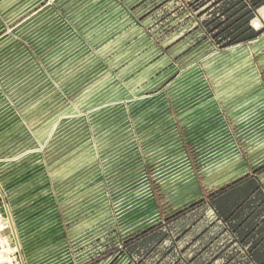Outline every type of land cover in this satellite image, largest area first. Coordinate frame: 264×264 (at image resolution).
I'll use <instances>...</instances> for the list:
<instances>
[{
    "label": "rangeland",
    "instance_id": "rangeland-1",
    "mask_svg": "<svg viewBox=\"0 0 264 264\" xmlns=\"http://www.w3.org/2000/svg\"><path fill=\"white\" fill-rule=\"evenodd\" d=\"M115 1L140 19L145 49L124 43L113 25L99 27ZM178 6L0 0V114L7 103L19 116L0 135V264L117 259L127 254L101 260L129 231L162 222L156 193L172 214L203 197L195 193L201 183L225 184L264 162L257 113L245 103L231 108L221 95L226 72L232 87L241 82L233 74L246 73L241 47L198 48L206 38ZM85 26L98 41L84 37ZM189 32L190 44L173 48ZM234 151L237 175L225 159ZM196 217L177 221L162 246L173 247V235ZM212 218L206 211L172 254L148 264H187L180 248Z\"/></svg>",
    "mask_w": 264,
    "mask_h": 264
},
{
    "label": "trees",
    "instance_id": "trees-1",
    "mask_svg": "<svg viewBox=\"0 0 264 264\" xmlns=\"http://www.w3.org/2000/svg\"><path fill=\"white\" fill-rule=\"evenodd\" d=\"M176 1L179 3L177 9L186 11L188 18L194 20L195 29L201 30L204 38L219 50L248 43L264 32V27L253 25L259 9L264 7V0ZM131 15L140 24V19ZM262 173L264 165L251 168L246 175L214 189L203 186L199 178L203 197L172 214L166 213L160 195L156 193L162 222L121 238L120 244L103 254L101 260L119 251L126 253L135 264H148L153 255L164 260L210 210L212 221L180 248L178 261L184 258L187 264H264ZM194 215L197 217L189 228L181 226L173 235V247L162 246L171 237L177 221ZM208 235L210 238L206 241ZM193 246L198 249L189 254L188 250Z\"/></svg>",
    "mask_w": 264,
    "mask_h": 264
},
{
    "label": "crops",
    "instance_id": "crops-1",
    "mask_svg": "<svg viewBox=\"0 0 264 264\" xmlns=\"http://www.w3.org/2000/svg\"><path fill=\"white\" fill-rule=\"evenodd\" d=\"M131 1H134V0H131ZM138 1L140 2L142 0H138ZM112 4L113 5L111 6L115 5L113 7V10L108 12L107 15L106 13H104L105 16L104 15L103 17L101 16L102 23L99 27L102 28V25L104 26L113 25L116 29H120V31H122L123 33L122 37L125 36L124 43L126 44L132 43V45L140 47L141 49L142 48L145 49L146 46H149L150 41H149V38L144 33L145 31L143 30V28L139 26V24L135 21V19L131 15V14L134 15L133 11L131 9H128V6L122 5L120 2L117 4L115 1V3H112ZM134 4L137 6L139 5V3H135V2ZM82 17L83 16L81 15L74 16V19H75L74 22L82 24L83 23L81 22ZM260 23L262 27H264V7H261L259 9L258 16L257 18L254 19L253 25L255 26V28H257L256 25ZM76 32L78 35L83 36L78 31ZM80 32L83 34L85 33L84 37L90 34L89 36L91 40L93 41L99 40V38L97 37V32H93V30L88 29V28L86 29V26ZM187 34H184L183 36L175 40V42L172 43L174 46L173 48L177 50L178 49L183 50L184 48H186V46L189 45L192 40L191 36L192 35L194 36V33L192 34L191 32ZM210 43L211 41L209 39H206L203 41V43L199 45L198 48H203L200 46H204V45L207 47ZM235 47H241L239 50V54H240L241 60L243 61V65L245 67L246 73L245 75H243V74H239L235 72L233 74L234 78H237V80L241 82L240 84L238 85L235 84L234 87H232V85L229 82L230 79H229L228 73L226 72L225 75H223L224 76V88L221 89V95L224 98V102L227 105H229L231 108L233 106L242 105L243 103H245L246 105H249L254 109V111L257 113V124L254 127V130H255V133H257L256 135H258L260 139H264V105L260 107L259 106L260 103L257 102L259 97H261L264 100V32L262 33L261 36H259L258 38L248 43L238 44L235 46H231L229 48H235ZM233 68L237 70L235 66ZM163 76L167 77V74ZM249 87H254V89H250ZM5 101L6 100L2 99L3 104L6 103ZM7 105L8 104L6 103L5 106L3 107L5 111L4 114L2 115L0 114V135L2 137L6 135L4 132L6 124H4V122L7 121V119H9L10 123L12 124L17 123L19 121L18 120L19 116L17 112H15L16 110L12 106H9V105L7 106ZM5 107H7V110H5L6 109ZM6 114H8L9 117H7ZM228 154L230 155L225 157V159L227 160V162H230L229 171L234 170L235 174L237 175L239 174L240 168H238L235 164H232L233 159H235L236 153L234 151L233 154H231L230 152ZM263 164L264 162L258 165L263 166ZM247 171H248V168H247ZM246 172L244 170L243 175H246L247 174ZM239 177L236 176L234 179H231L230 181L226 183L236 180ZM260 177L264 183V173H262ZM223 185L224 183L218 184L215 186H211V188L209 189L218 188ZM195 193L198 196L203 193L200 185L195 187ZM136 231L137 230L133 229L129 231L128 234L135 233ZM97 264H135V263L132 262V260L129 258L128 255H123L117 259H113L109 261L103 260Z\"/></svg>",
    "mask_w": 264,
    "mask_h": 264
}]
</instances>
